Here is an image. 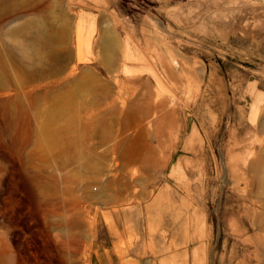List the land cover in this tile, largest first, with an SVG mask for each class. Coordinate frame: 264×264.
<instances>
[{
  "label": "rangeland",
  "instance_id": "374dc122",
  "mask_svg": "<svg viewBox=\"0 0 264 264\" xmlns=\"http://www.w3.org/2000/svg\"><path fill=\"white\" fill-rule=\"evenodd\" d=\"M259 172L264 0H0V264H264Z\"/></svg>",
  "mask_w": 264,
  "mask_h": 264
},
{
  "label": "bare ground",
  "instance_id": "6f19581e",
  "mask_svg": "<svg viewBox=\"0 0 264 264\" xmlns=\"http://www.w3.org/2000/svg\"><path fill=\"white\" fill-rule=\"evenodd\" d=\"M198 87V86H197ZM262 165L261 164H256L255 166H254V168L255 169H257V168H259V167H261ZM259 178H260V182H261V185L263 186V188H264V175H262L260 172H259Z\"/></svg>",
  "mask_w": 264,
  "mask_h": 264
}]
</instances>
